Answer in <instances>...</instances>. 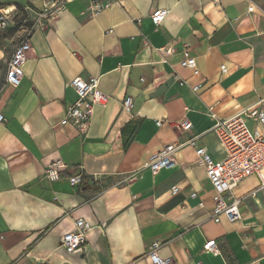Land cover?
Wrapping results in <instances>:
<instances>
[{
  "label": "crops",
  "instance_id": "crops-1",
  "mask_svg": "<svg viewBox=\"0 0 264 264\" xmlns=\"http://www.w3.org/2000/svg\"><path fill=\"white\" fill-rule=\"evenodd\" d=\"M26 1L41 11L43 0ZM112 1L91 15L89 0H68L40 19L20 85L0 91V264H150L153 242L172 264H264V197L249 195L257 178L232 192L241 219L215 223L214 190L186 144L195 136L220 161L216 121L264 110V0ZM158 8L169 13L155 26ZM185 53L195 72L181 66ZM77 77L98 78L107 97L83 134L60 125ZM171 145L174 165L152 173L149 156ZM57 160L66 167L49 181ZM79 218L91 229L67 252L62 238ZM208 241L217 253L203 250Z\"/></svg>",
  "mask_w": 264,
  "mask_h": 264
},
{
  "label": "built area",
  "instance_id": "built-area-1",
  "mask_svg": "<svg viewBox=\"0 0 264 264\" xmlns=\"http://www.w3.org/2000/svg\"><path fill=\"white\" fill-rule=\"evenodd\" d=\"M68 0H43L40 19L59 12ZM210 3L217 4L220 0H208ZM113 5L112 0H89L88 12L96 15ZM252 8H249L250 12ZM169 10L156 9L151 15V21L156 26L163 22ZM10 26L8 16L0 13V30H6ZM29 35L21 40L14 48L8 63L6 75V85L16 88L20 85L23 71L22 67L28 59L30 51ZM187 59L181 62V66L195 72V59L185 53ZM188 57H190L188 59ZM221 72L225 73V66H221ZM183 84V83H181ZM76 94V100L70 104L66 110L61 126H72L80 134L87 131L93 116L95 106H105L107 97L99 88V79L91 77L88 79L74 78L69 83ZM199 86L193 87L197 91ZM264 100H262L263 102ZM123 108L130 110L132 100L126 98ZM247 119L255 121L262 129L264 128V110L256 106L246 108L237 115L225 119L217 120L212 127L218 143L223 150L224 158L220 161H213L205 148L199 147L196 143L197 137L187 140L186 144L195 149L198 164L205 168L206 177L214 190L212 220L219 223L221 218L234 223L241 219L240 206L242 199L232 194L233 190L245 179L256 177L258 186L249 195L256 196L261 193L264 197V130L250 129ZM3 122V115L0 113V123ZM161 122H157L160 125ZM191 124L184 121L181 128L188 130ZM178 146H166L160 151L149 156L146 167L152 173L161 169L170 168L174 165V152ZM66 166L60 160L51 163L44 171V177L49 181H56L60 178V171ZM80 175L68 178L69 184L76 187L81 182ZM178 192L176 187L172 188L175 195ZM193 198L195 194L191 195ZM202 205V204H200ZM91 226L83 219H77L74 223V230L65 234L62 238V246L67 252H75L85 243V235ZM160 242H153L147 250V258L150 264H172L171 259L163 260L158 256ZM205 252L217 253L215 241H208L204 244Z\"/></svg>",
  "mask_w": 264,
  "mask_h": 264
},
{
  "label": "rangeland",
  "instance_id": "rangeland-1",
  "mask_svg": "<svg viewBox=\"0 0 264 264\" xmlns=\"http://www.w3.org/2000/svg\"><path fill=\"white\" fill-rule=\"evenodd\" d=\"M1 12L8 16L10 26L0 30V91L6 85L8 63L15 46L33 31L41 11L26 0H0Z\"/></svg>",
  "mask_w": 264,
  "mask_h": 264
},
{
  "label": "trees",
  "instance_id": "trees-1",
  "mask_svg": "<svg viewBox=\"0 0 264 264\" xmlns=\"http://www.w3.org/2000/svg\"><path fill=\"white\" fill-rule=\"evenodd\" d=\"M8 29V28H7Z\"/></svg>",
  "mask_w": 264,
  "mask_h": 264
}]
</instances>
